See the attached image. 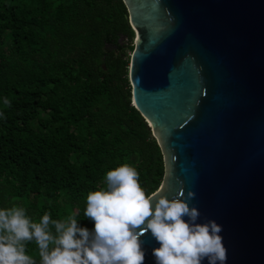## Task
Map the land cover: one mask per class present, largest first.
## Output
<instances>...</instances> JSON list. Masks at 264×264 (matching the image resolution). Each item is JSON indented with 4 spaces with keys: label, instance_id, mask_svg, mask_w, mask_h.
Masks as SVG:
<instances>
[{
    "label": "trees",
    "instance_id": "1",
    "mask_svg": "<svg viewBox=\"0 0 264 264\" xmlns=\"http://www.w3.org/2000/svg\"><path fill=\"white\" fill-rule=\"evenodd\" d=\"M122 38L134 39L123 0H0V209L34 222L75 212L92 231L86 197L107 171L130 164L146 194L159 190L164 156L132 106ZM26 254L40 264L34 241Z\"/></svg>",
    "mask_w": 264,
    "mask_h": 264
},
{
    "label": "water",
    "instance_id": "2",
    "mask_svg": "<svg viewBox=\"0 0 264 264\" xmlns=\"http://www.w3.org/2000/svg\"><path fill=\"white\" fill-rule=\"evenodd\" d=\"M123 1L125 78L163 152L166 195L195 193L197 223L222 226L225 264H264V0ZM141 244L156 264L150 232Z\"/></svg>",
    "mask_w": 264,
    "mask_h": 264
},
{
    "label": "clouds",
    "instance_id": "3",
    "mask_svg": "<svg viewBox=\"0 0 264 264\" xmlns=\"http://www.w3.org/2000/svg\"><path fill=\"white\" fill-rule=\"evenodd\" d=\"M4 105L11 107L7 97ZM139 179L127 163L107 171L106 188L86 197L84 216L94 222L92 231L79 226L75 212L60 220L45 213L34 222L25 207L0 209V264H36L26 254L32 241L40 264H144L141 237L149 232L160 245L152 253L156 264H202L205 259L225 264L222 226L214 220L197 223L201 213L190 207L194 192L181 188L169 199L161 185L146 194Z\"/></svg>",
    "mask_w": 264,
    "mask_h": 264
},
{
    "label": "rangeland",
    "instance_id": "4",
    "mask_svg": "<svg viewBox=\"0 0 264 264\" xmlns=\"http://www.w3.org/2000/svg\"><path fill=\"white\" fill-rule=\"evenodd\" d=\"M121 43L123 44V43H127V45H131V46H134L135 45V43H134V39L131 41V42H129V41H127V39L126 38H122L121 39ZM115 49V48H114ZM130 55H132V51H129V56ZM154 136V135H153Z\"/></svg>",
    "mask_w": 264,
    "mask_h": 264
}]
</instances>
